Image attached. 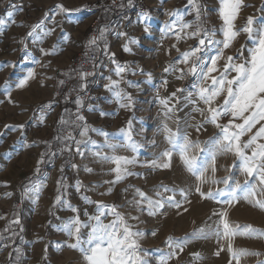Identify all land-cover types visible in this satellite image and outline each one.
Returning <instances> with one entry per match:
<instances>
[{
	"label": "rangeland",
	"instance_id": "obj_1",
	"mask_svg": "<svg viewBox=\"0 0 264 264\" xmlns=\"http://www.w3.org/2000/svg\"><path fill=\"white\" fill-rule=\"evenodd\" d=\"M109 1L0 0V19L5 21V24L0 26V236L6 224L11 221L13 208L20 210L22 216L20 254L17 251L16 261H11L14 242L10 239L13 237L11 230H8L10 240L6 239L4 244L7 246L0 244V264H84L81 254L66 246L69 237L58 228L62 221L77 215L68 210L67 205L70 203L72 207L79 209L81 222L88 225L81 228V235L86 239L95 221L89 220L84 213L87 211L89 216L96 215L97 202L115 206L133 231L143 233L138 242L143 258L147 259L149 264H159L161 258L172 251H176L177 255L169 259L168 264H264V237L244 234L221 239L215 235L218 227L222 231V225L219 217L213 213L223 210L228 213V223L237 228L238 232L247 226H251L256 232H264V210L254 203L255 200H264V191H261L264 185L260 184L255 174L248 177L242 171V162L234 153L217 156V183L200 185L204 193L211 191L215 194L217 189L226 188L221 181L227 179L228 189L235 188L236 183H240L238 196H242L244 191L255 190L254 197L249 200L240 199L231 206L222 203L230 199V196L206 199L196 193L198 182L180 161L178 150L173 153L170 169L148 166L153 160L159 162L160 154L170 147L163 125L167 123L172 131H177V117L180 120L181 134L186 129L190 139L199 140L201 148L204 149V152L191 153L197 156L198 167L211 159L213 145L209 141L220 135L219 129L210 123L204 124L199 133L189 127L204 121L198 112L193 111V105H185L182 100L178 105L181 110L176 116L166 119L164 108L160 104L161 99H170L171 94L178 88L190 90L194 82L191 75L186 74L183 78H178L179 72L166 73L164 69L174 64L177 68H186L185 65L175 62L180 59L182 52L190 50L198 43V39L187 38L184 33H181L182 39L179 41L172 33H165V25L175 19L170 14L179 11L186 22L195 25V9L188 4V0H149V32L144 31L145 24L140 19L128 33L121 26L112 27V22L101 23V14L110 10ZM195 2L199 5L204 27L214 29L217 33L215 39L222 40L220 0ZM57 5H63L70 11L59 12ZM8 11L13 12L11 18L7 16ZM249 17L253 18V38L250 39L247 33L241 32L231 46L224 50L225 58L239 56L241 61L250 58V50L255 47L256 32L264 27V0H243L235 21L236 29L246 26ZM42 20L45 22V29L54 27L55 30L48 36L34 40L27 33ZM101 29H106L103 39L97 40L96 44H90L93 37L100 36ZM91 33L92 37L87 39ZM119 33L127 35L121 36ZM22 40L27 43V53L23 50L24 45L20 43ZM129 40H135L136 43H129ZM125 45L131 52L124 51ZM53 47L56 49L55 55L44 56L39 50L43 48L51 52ZM84 48L93 49L98 62L93 68L94 75L87 77V88L80 91L79 85L84 81L80 80L79 72L88 69L76 67L74 60ZM214 54L215 49L208 48L203 55L207 58ZM32 57L40 63H32ZM224 62L223 59L218 62L221 70ZM116 64L127 65V70L121 76L116 75ZM30 70L34 71L35 78L30 80L25 88H16L15 84ZM109 78L121 81L119 88L131 94L134 101L131 108H122L113 91L106 89ZM60 81L64 83L60 84ZM68 81L75 83L77 96L82 100L79 114L85 117L83 122L73 123L77 106L75 112L67 108L68 103L76 98H60ZM127 81L138 87L128 86ZM186 94L177 93L178 96ZM222 100L223 96L218 98V102ZM171 103L175 101L172 100ZM49 104L53 107L48 108ZM198 106L206 108L202 103ZM102 112L106 115L102 116ZM62 116L68 123H59ZM129 121L132 139L140 147L136 153L121 148L115 155L129 158L135 156L136 165L129 167L136 175L112 185L113 191L110 195L102 194L107 193L109 188L105 181L115 178L111 172L115 165L101 162L93 153L97 150L107 155L113 153L107 148L95 149L92 144L82 143L84 154L81 156L75 151V140L90 139L95 141L96 145H104L105 137L91 131L94 128L107 132L109 143L123 145L125 133L129 131ZM221 123H227V118ZM85 124L89 132L87 137L82 138L79 133ZM21 125L23 129H20ZM259 127L258 124L252 133L242 137L241 142H246ZM62 132L64 136L71 132L75 138L73 141H65L71 145L72 151L54 152L55 155H52L50 161L39 166L40 172L37 174L35 170L40 155L48 142ZM258 142L264 143V140ZM245 151L247 155H251L250 150ZM27 161L31 163L29 167ZM72 164L78 167L73 168ZM86 167L92 168L93 172H86ZM35 175L40 176L35 183L44 185L38 200L32 193L27 196L23 194L24 183ZM206 175L213 174L209 170ZM61 177L64 187L58 193L57 181ZM77 181L82 184L79 192L76 191ZM165 188L171 191H165ZM137 189L154 200H166L167 196L174 195L175 200L180 201V192L183 191L188 195L190 202L184 203L179 209L165 204L161 210L163 215L157 213L150 216L147 211L141 213L134 204V200L140 199L136 195ZM58 194L61 195L63 203H56ZM83 196H88L92 203H86L82 199ZM129 201L133 203L130 204ZM136 216L139 217L138 220L132 219ZM114 218V215L104 210L101 220L108 224ZM193 233L196 235L193 236ZM169 239L187 240V243L183 251H179L174 246L169 247ZM229 244L232 251L238 254L247 252L259 255H238L233 258L228 251ZM221 248L224 250L220 251Z\"/></svg>",
	"mask_w": 264,
	"mask_h": 264
},
{
	"label": "snow or ice",
	"instance_id": "obj_2",
	"mask_svg": "<svg viewBox=\"0 0 264 264\" xmlns=\"http://www.w3.org/2000/svg\"><path fill=\"white\" fill-rule=\"evenodd\" d=\"M133 0H127V5L132 6ZM243 0H220V9H219V18L222 21V28L220 33L222 34L223 39H215L216 31L214 29H206L201 20V12L199 5L196 4L195 0H188V4L192 5L196 12V23L193 25L191 22H186L184 20L183 14L179 11L173 12L170 15L175 17L171 20L170 23L165 25V33H172L176 40L179 41L182 39L181 33H184L187 38H196L198 43L191 47L190 50L184 51L181 53L180 59L175 62L176 64H183L186 68H177L175 64L173 66L167 67L164 71L167 72H179L180 76L178 78H183L186 74L191 75L194 78L193 84L189 89L178 88L176 92L171 94L170 99H161L160 104L164 108V116L166 119H171L173 116L181 110L178 105L181 104L183 100L185 105H193V111L198 112L203 118V123H198L195 125H189V127L194 128V130L199 133L204 124H212L217 129H219L220 135L217 138L209 141L213 145V150L211 151V159L203 164L202 166H197V156L192 155L193 152H204V149L201 148V142L199 140L190 139V135L185 129L181 134L179 129L180 120L177 117V131H172L165 123L163 125V131L166 134V139L170 147L163 151L160 154L159 162L153 160L148 166L151 168L157 169H170L172 167L173 153L174 151L179 152V159L186 168V170L191 173L197 180V186L195 191L202 198L206 199H215L216 196H230V199L222 201L226 205H233L238 203L240 199L249 200L255 196V190H247L243 192L242 196L237 195V190L241 189L239 182L236 183L235 188L228 189L227 179L221 181L226 185L225 189H217L216 193L209 191L204 193L201 191L200 185L203 183H217L215 180V162L216 158L220 154L234 153L235 156L242 162V171L248 176L252 177L254 174L259 178L260 184L264 185V143L258 141L264 140V27H261L255 36V47L250 50V58L243 61L240 60V57L227 56L224 57V50L228 49L231 44L236 40L241 32L247 33L249 38H253V18L249 17L247 19V24L242 29H236L235 21L238 17L239 10L242 7ZM15 8V5H11ZM123 7V5H121ZM57 10L59 12H68L69 9L63 7V5H57ZM7 16L11 18L13 16L12 11L7 12ZM47 15L45 20H47ZM54 19V18H53ZM150 17L147 14L142 15L141 21L144 22L145 27L144 31L149 32V21ZM5 21L0 19V26H3ZM45 22L42 20L36 25L32 26L27 35L34 40L42 36H48L51 32L55 30L45 29ZM188 29H194L191 32H187ZM39 30V32H38ZM106 29L100 30L99 37H93L89 42L90 44H96L97 40L103 39ZM121 36H126L127 33H119ZM24 45V51L27 53V43L26 41H20ZM129 43H136L135 40H129ZM175 46V45H174ZM208 48H214L215 54L210 57L205 58L203 55ZM41 54L44 56L55 55L56 49L53 47L51 52L40 48ZM105 51H107V46L105 45ZM125 52H131V49L125 45ZM179 51V49H177ZM115 55L114 53L112 54ZM32 63L39 64L40 61L31 58ZM224 60L223 69L218 67V62ZM115 62V61H113ZM127 70V65L116 64V75L121 76ZM214 73H218L214 75ZM232 73H235L233 76ZM135 74V73H133ZM94 75L90 71H80L79 78L84 83L79 85V90L84 91L87 88V77ZM150 79V74H148ZM35 78L34 71L30 70L27 74L15 84V87L18 89L25 88L29 81ZM121 81L111 80L109 78V84L105 87L108 91H113L117 102L122 108H131L134 101L131 94L123 91L119 88ZM64 81H60V84H63ZM166 83V82H165ZM128 86L138 87V85H133L131 81H127ZM177 93L186 95L178 96ZM223 96L222 102H218V98ZM174 100L175 103H171ZM75 103L77 105V113L75 122L85 121V117L79 114V109L82 107V100L77 96ZM202 103L206 108H200L198 105ZM48 108L53 107L52 104L47 105ZM67 111V110H66ZM101 115H106L101 113ZM227 118V123H221V121ZM43 119V117H42ZM59 123L61 125L68 123L62 116ZM260 127L256 132L250 136L246 142H241V138L245 135L252 133L253 129L257 128V125ZM20 129H23V125L19 126ZM131 121H129V131L125 133V143L115 144L109 143L108 137L109 134L103 130L91 129L93 132L105 137L104 145H96L95 141L88 140H75L72 136V133L69 132L67 136L58 134L56 140L63 144V147L60 149V152L65 151L71 152L72 147L70 144L65 143V141L75 140V151L83 156V150L81 148L82 143L92 144L95 149H109L113 154L107 155L102 154L100 150L94 151V156L99 158L101 162H107L115 165L111 169V172L114 174L115 178L112 181H105L109 184L107 193L102 194H111L113 191L112 185L117 184L129 176H134L132 170L129 166L136 165L137 160L135 156L131 158L126 156L115 155V153L121 149L125 148L132 153H136L140 145L133 141L131 134ZM122 132L124 130H121ZM89 132L88 127L85 125L82 126V130L79 135L82 138L87 137ZM51 148V145H48ZM245 150H250L251 155H247ZM55 155V153H50ZM49 153H42L39 160L37 161L36 173L40 172V165L45 163V156ZM73 168H77L76 164L71 165ZM88 173H92L93 169L86 167L84 169ZM211 170L212 176H207L206 174ZM63 172V168H61ZM247 183V181L245 182ZM57 192H60V189L64 187L63 177L57 181ZM43 184H37L31 182L29 185H26L23 190V194L27 196L29 193H32L36 196V199H39V192L43 187ZM82 187L80 181L76 183V191L79 192ZM165 191H171V189L165 188ZM264 191V188L261 189ZM136 195L140 197L139 200H134L135 206L138 210L143 213L147 211V214L150 216L156 215L157 213L163 215L161 211L164 209L165 204L169 207L179 209L184 203H189L188 195L181 191L180 195L182 200L177 201L174 198V195L167 196L165 199H151L146 196L142 191L136 190ZM159 195V193H157ZM82 199L86 203H92L88 196H83ZM218 203L221 201H217ZM56 203H63L62 197L60 194L56 196ZM133 203V201H129ZM255 205L258 206L261 210H264V200H255ZM146 206V207H145ZM68 210L73 213H77L76 216L68 220L62 221L58 230L64 232L69 237V242L67 247L78 251L84 264H149L147 259L143 258L141 252L140 244L138 242L139 237L143 235L140 231H133L131 226L126 222L124 216L117 211L115 206H109L101 202H97L96 215L89 216L87 211L84 215L89 217V220L95 221V225L91 227L87 238H83L81 235V228L88 227L87 224H83L79 219V209L72 207L69 203L67 205ZM104 210H107L109 214L114 215V219L108 223L104 224L101 220V217L104 215ZM187 209H185L186 211ZM217 215L220 219V224L222 225V231L218 227L215 230V235L221 239H230L236 235H252L264 237V232H256L254 229H251V226H247L241 231H237V228H233L227 220L228 213L226 210H223L219 213H213ZM132 219L138 220L139 217H132ZM13 223L19 224V219H15ZM238 227V226H237ZM201 232L203 230H200ZM15 235V233H13ZM155 235V233H153ZM196 233H193V236ZM4 238L0 236V241ZM187 243V240L173 241L169 239V247H175L176 250L183 251L184 245ZM7 246V245H4ZM58 247H63L58 245ZM224 249H220L223 251ZM14 251H18L15 250ZM228 251L232 254L233 258H236L238 255H259L258 253H247L241 252L236 253L232 251L231 244H229ZM177 252L172 251L167 256H164L159 261V264H168L169 259L176 256ZM219 255V252H217ZM11 259V253L9 255Z\"/></svg>",
	"mask_w": 264,
	"mask_h": 264
},
{
	"label": "built area",
	"instance_id": "obj_3",
	"mask_svg": "<svg viewBox=\"0 0 264 264\" xmlns=\"http://www.w3.org/2000/svg\"><path fill=\"white\" fill-rule=\"evenodd\" d=\"M121 5H123V7H121ZM109 7L111 11L113 10L118 15L113 26L112 24L111 26L114 28L121 26L128 33L132 31L133 24L139 21L142 15L150 14L151 9L149 0H133L132 6L127 5V0H110ZM92 35V33L88 35L87 39L92 37ZM97 62V55L91 48H84L74 60L76 67L88 69L87 71L90 72H93V68H95ZM76 96L77 87L75 83L68 81L60 98L62 97V99L66 100L65 97H67V99H73L77 98Z\"/></svg>",
	"mask_w": 264,
	"mask_h": 264
},
{
	"label": "trees",
	"instance_id": "obj_4",
	"mask_svg": "<svg viewBox=\"0 0 264 264\" xmlns=\"http://www.w3.org/2000/svg\"><path fill=\"white\" fill-rule=\"evenodd\" d=\"M117 18H118V15L113 10L112 11L111 10H109V11L106 10V11H104L101 14L100 21H101L102 24L109 23V22L114 23ZM76 106L77 105H76L75 101H71L70 103H68L67 108H70L69 111L72 110V112H73L76 109ZM60 134H62L64 136V133L63 132L60 133ZM57 135L54 138H52L51 141L48 142V144H47V146H46V148H45V150L43 152V153H49V155H46L45 156V162L46 163L48 161H50L51 158H52V155L50 153L60 152V149L63 147V144H61L60 142H58L56 140ZM48 145H51V148H49ZM63 158H64V156H63ZM39 177H40L39 175H35V176L31 177L30 179H28L24 183V186L29 185L30 184V181L31 182H36ZM17 218H19V220H20L19 224L13 223L12 221H14ZM21 219H22V216L20 214V210L17 211L16 208H13L12 216H11V221L6 224V227H4L3 232L1 233V236L4 239L2 241H0V244L4 245V244H6V241L7 240L8 241L10 239L13 240V242H14V249L15 250H18V253L19 254H20V250L22 248V239H21V235H22L21 234L22 223H21ZM8 230H11L10 233H12V236H13L12 238L13 239L10 238V237H8V235H7L8 234L7 233ZM13 233H15V235H13ZM15 254H17V251H14V253L12 254V260H11L12 262H15L16 261Z\"/></svg>",
	"mask_w": 264,
	"mask_h": 264
},
{
	"label": "bare ground",
	"instance_id": "obj_5",
	"mask_svg": "<svg viewBox=\"0 0 264 264\" xmlns=\"http://www.w3.org/2000/svg\"><path fill=\"white\" fill-rule=\"evenodd\" d=\"M30 164H31L30 161H27V166H28V167H29ZM50 171L52 172L53 169H51Z\"/></svg>",
	"mask_w": 264,
	"mask_h": 264
}]
</instances>
